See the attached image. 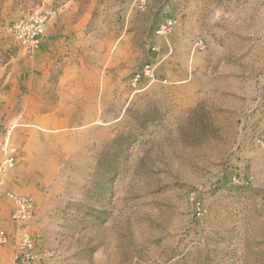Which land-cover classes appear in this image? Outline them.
<instances>
[{
    "label": "rangeland",
    "instance_id": "obj_1",
    "mask_svg": "<svg viewBox=\"0 0 264 264\" xmlns=\"http://www.w3.org/2000/svg\"><path fill=\"white\" fill-rule=\"evenodd\" d=\"M6 143L0 264H264V0H0Z\"/></svg>",
    "mask_w": 264,
    "mask_h": 264
},
{
    "label": "built area",
    "instance_id": "obj_2",
    "mask_svg": "<svg viewBox=\"0 0 264 264\" xmlns=\"http://www.w3.org/2000/svg\"><path fill=\"white\" fill-rule=\"evenodd\" d=\"M20 31H23L25 27L18 26ZM30 37L34 38L37 34L41 32V22L35 21V25L32 26ZM22 38V36H20ZM3 151L5 152V158L0 164V180L4 175L6 170L10 169L15 161L13 156V148H11L7 143L3 146ZM6 199L11 207L10 219L13 223L18 225L21 232L18 236L16 258L22 260H31L34 258V251L36 246V237L33 236L26 228V223L32 218L33 215V204L32 199L19 195L14 191H8L6 193ZM9 239L8 234L5 231H0V244H5Z\"/></svg>",
    "mask_w": 264,
    "mask_h": 264
},
{
    "label": "bare ground",
    "instance_id": "obj_3",
    "mask_svg": "<svg viewBox=\"0 0 264 264\" xmlns=\"http://www.w3.org/2000/svg\"><path fill=\"white\" fill-rule=\"evenodd\" d=\"M44 240H45V238H44Z\"/></svg>",
    "mask_w": 264,
    "mask_h": 264
}]
</instances>
